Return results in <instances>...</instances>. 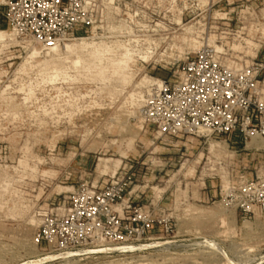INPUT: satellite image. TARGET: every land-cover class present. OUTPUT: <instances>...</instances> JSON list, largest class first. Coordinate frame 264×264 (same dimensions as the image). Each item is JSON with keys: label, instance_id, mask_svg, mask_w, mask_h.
I'll list each match as a JSON object with an SVG mask.
<instances>
[{"label": "rangeland", "instance_id": "obj_1", "mask_svg": "<svg viewBox=\"0 0 264 264\" xmlns=\"http://www.w3.org/2000/svg\"><path fill=\"white\" fill-rule=\"evenodd\" d=\"M80 37L108 47L104 60L84 51L77 63L64 46ZM65 43L61 54L46 49L0 16V264H264V214L246 216L221 196L256 177L264 138L234 147L211 135L160 137L141 115L154 81L174 79L204 45L233 69L260 63L264 98V0H129ZM131 166L134 189L173 222L139 244L162 245L37 243L46 212Z\"/></svg>", "mask_w": 264, "mask_h": 264}, {"label": "built area", "instance_id": "obj_2", "mask_svg": "<svg viewBox=\"0 0 264 264\" xmlns=\"http://www.w3.org/2000/svg\"><path fill=\"white\" fill-rule=\"evenodd\" d=\"M128 1L0 0V16L18 36L53 49L77 33L97 29L109 6ZM217 48L202 46L185 58L174 79L157 78L151 85L141 115L160 137L211 135L234 147L254 137L264 138L262 65L254 62L233 69L222 62ZM137 181L131 166L101 185H83L43 215L37 243L65 249L106 244L122 247L173 231V222L160 213L159 203H146L144 192L134 189ZM221 196L246 216L264 214V166L256 177L243 176L223 189Z\"/></svg>", "mask_w": 264, "mask_h": 264}, {"label": "bare ground", "instance_id": "obj_3", "mask_svg": "<svg viewBox=\"0 0 264 264\" xmlns=\"http://www.w3.org/2000/svg\"><path fill=\"white\" fill-rule=\"evenodd\" d=\"M178 23L180 24L181 23V19H179L178 20ZM5 34V31H2V35H4ZM211 42H215V41H211ZM197 44V43H196ZM209 44V43H208ZM215 44V43H214ZM214 46V45H213ZM216 47V46H215ZM64 48H66V51L68 50V52L70 51H74V52H77V54L79 55V58H78V56H77V63H80V62H82L84 59H83V52L84 51H87V54L89 55V56H91V57H96V58H98V57H101L103 60H104V58L106 57V54H107V51H108V53H109V50H107L108 49V47L107 48H101V47H99V46H97V45H95V43H93V42H88L87 41V38L86 37H80V38H78V41L77 42H67V43H65V46H64ZM54 49V51L55 52H57V53H60V49H59V47L57 46V47H55V48H53ZM127 50V49H126ZM39 52H40V50H38L36 47H35V50H34V52H33V55L35 54V53H38L39 54ZM61 54V53H60ZM32 55V56H33ZM38 56V55H37ZM100 58V59H101ZM99 59V61L101 62L102 61V59L100 60ZM120 63L119 64H121L122 63V60H120L119 61ZM76 63V64H77ZM58 68V67H57ZM57 70H59V69H57ZM56 70V71H57ZM61 70V69H60ZM62 71V70H61ZM62 73V72H61ZM59 74V73H58ZM58 74L57 75H55L57 78H58ZM201 131L202 132H204V133H207V132H209V130L208 129H201ZM224 187V186H223ZM230 186L229 185H225V187L223 188V189H227V188H229ZM164 242H162V241H155V242H152V243H149V244H139V245H126L125 247H123V248H121V249H118V250H123V251H132V250H135V249H138V248H146V247H150V246H159V245H162ZM169 246V245H168ZM115 249V248H114ZM116 250V249H115ZM51 257V256H50Z\"/></svg>", "mask_w": 264, "mask_h": 264}]
</instances>
